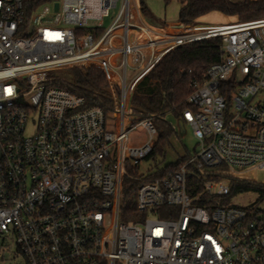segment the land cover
Returning a JSON list of instances; mask_svg holds the SVG:
<instances>
[{
    "label": "built area",
    "instance_id": "built-area-1",
    "mask_svg": "<svg viewBox=\"0 0 264 264\" xmlns=\"http://www.w3.org/2000/svg\"><path fill=\"white\" fill-rule=\"evenodd\" d=\"M24 1L0 0V264H264V216L224 204L230 188L216 180L264 169V18L168 32L143 22L137 0H58L29 19ZM214 38L223 59L183 114L197 148L162 178L142 174L157 132L154 117L139 121L148 138L129 144L133 92L167 54ZM72 67L106 75L117 132L51 85V72ZM133 177L144 218L124 223Z\"/></svg>",
    "mask_w": 264,
    "mask_h": 264
},
{
    "label": "trees",
    "instance_id": "trees-1",
    "mask_svg": "<svg viewBox=\"0 0 264 264\" xmlns=\"http://www.w3.org/2000/svg\"><path fill=\"white\" fill-rule=\"evenodd\" d=\"M58 0H30L24 1L26 19L36 14L43 6ZM141 15L149 22L151 27H194L211 13H219L227 18H234L235 22H249L264 18V0H244L239 3L231 0H164L166 6L172 1L179 5L178 24L169 25L159 20L148 8L145 0H137ZM84 30H79L82 34ZM222 39L214 38L199 43L178 47L167 54L162 61L138 84L132 95L131 112L138 122L153 118V125L157 132V139L153 153L148 161H156L164 157L166 148L176 131L166 118L171 116L184 125V112L190 108L187 100L193 90V84H202L207 70L223 59ZM72 79H61L51 76L54 81L51 85L67 90L85 99L87 108H98L108 117H118L119 104L114 102L112 91L106 75L94 67H72ZM119 90L116 89V92ZM189 154V153H188ZM187 154V155H188ZM186 155V156H187ZM186 157L180 159L175 165L162 169L155 166L153 176L162 178L185 162ZM217 181H226L230 188V195L222 199L223 203L230 201L235 196L247 192H256L264 195V186L255 182L239 180L228 176H220ZM141 183L133 178L124 182L122 221L135 223L144 218L137 212V194ZM190 192L193 197L199 198L203 205L206 196L202 192V185L190 183ZM162 218L170 216L163 214Z\"/></svg>",
    "mask_w": 264,
    "mask_h": 264
},
{
    "label": "rangeland",
    "instance_id": "rangeland-1",
    "mask_svg": "<svg viewBox=\"0 0 264 264\" xmlns=\"http://www.w3.org/2000/svg\"><path fill=\"white\" fill-rule=\"evenodd\" d=\"M30 1V0H26ZM232 2L239 3L244 0H231ZM259 1V0H251ZM150 11L155 15L159 20L165 21L168 24L176 25L178 24V15H179V5L176 1H172L168 6L165 5L164 0H145ZM43 8L39 9L41 12ZM118 12V9L111 10L110 15L115 16ZM143 22L146 25H149V22L142 16ZM236 21V20H235ZM112 20L107 18L104 21V27L107 29L111 25ZM228 22H232L227 17L219 13H211L205 18H203L200 23L205 25H223ZM160 30L168 32H176L173 27H156ZM51 76L61 79H72L71 70H57L51 72ZM166 120L172 124L176 131V135L171 139L170 145L166 148L165 156L158 157L156 161H146L141 166V173L145 174L148 170L155 169V166H158L159 169H162L169 165H175L178 161L188 153H192L197 148V141L194 138L190 128L187 125H183L181 122L177 121L173 117L169 116ZM138 121L133 118V116H126L125 126L126 130L130 132L129 144L130 145H140L146 141L148 138L147 132L143 127H136ZM107 126L113 132H117L120 129V122L118 118L113 115L108 116ZM34 132V126L31 125L27 130V135H31ZM232 178V177H231ZM239 180H245L250 182H255L257 184L264 186V169L257 170L252 172H247L237 177ZM234 206L245 207L250 210L252 213H258L259 215L264 216V195L256 192H247L239 194L230 201L224 203Z\"/></svg>",
    "mask_w": 264,
    "mask_h": 264
},
{
    "label": "bare ground",
    "instance_id": "bare-ground-1",
    "mask_svg": "<svg viewBox=\"0 0 264 264\" xmlns=\"http://www.w3.org/2000/svg\"><path fill=\"white\" fill-rule=\"evenodd\" d=\"M195 30L196 31H198V30H200V31H205V32H212L213 30H215L214 28H212V27H204V28H200V27H198V28H195Z\"/></svg>",
    "mask_w": 264,
    "mask_h": 264
},
{
    "label": "crops",
    "instance_id": "crops-1",
    "mask_svg": "<svg viewBox=\"0 0 264 264\" xmlns=\"http://www.w3.org/2000/svg\"><path fill=\"white\" fill-rule=\"evenodd\" d=\"M228 19H230L232 22H228L227 24H223V25H205V24H201V25H203V26H227V25H231V24L236 23L234 18H228ZM169 25H171V24H169Z\"/></svg>",
    "mask_w": 264,
    "mask_h": 264
},
{
    "label": "water",
    "instance_id": "water-1",
    "mask_svg": "<svg viewBox=\"0 0 264 264\" xmlns=\"http://www.w3.org/2000/svg\"><path fill=\"white\" fill-rule=\"evenodd\" d=\"M58 4H55V11H57L58 10Z\"/></svg>",
    "mask_w": 264,
    "mask_h": 264
}]
</instances>
